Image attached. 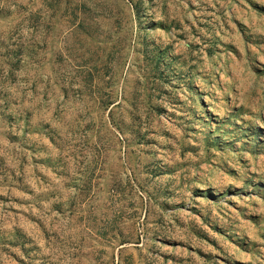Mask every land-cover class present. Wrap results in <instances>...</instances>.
Masks as SVG:
<instances>
[{
    "label": "rangeland",
    "instance_id": "374dc122",
    "mask_svg": "<svg viewBox=\"0 0 264 264\" xmlns=\"http://www.w3.org/2000/svg\"><path fill=\"white\" fill-rule=\"evenodd\" d=\"M0 264H264V0H0Z\"/></svg>",
    "mask_w": 264,
    "mask_h": 264
}]
</instances>
